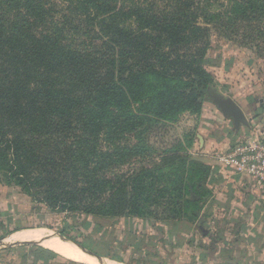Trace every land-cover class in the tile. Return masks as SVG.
<instances>
[{
	"label": "trees",
	"instance_id": "1",
	"mask_svg": "<svg viewBox=\"0 0 264 264\" xmlns=\"http://www.w3.org/2000/svg\"><path fill=\"white\" fill-rule=\"evenodd\" d=\"M53 1L65 4L59 20ZM220 2L228 8L214 12ZM263 20L264 0H0V180L50 210L203 229L210 167L169 155L114 174L142 146L118 142L200 113L213 83L210 26L232 38ZM27 245L23 264H78Z\"/></svg>",
	"mask_w": 264,
	"mask_h": 264
},
{
	"label": "rangeland",
	"instance_id": "2",
	"mask_svg": "<svg viewBox=\"0 0 264 264\" xmlns=\"http://www.w3.org/2000/svg\"><path fill=\"white\" fill-rule=\"evenodd\" d=\"M51 6L52 15L59 20L65 4L53 1ZM228 6L227 2H220L211 9L214 12L225 11ZM210 28L211 48L204 62L213 79L209 89L216 90L224 98L233 99L243 110L248 124L242 125L237 130L239 133L235 131L233 120L224 118L210 101H206V93L200 113H185L175 121L155 125L147 135H124L118 142L123 148L142 146L136 148L137 156L129 162L123 161L113 170L114 174L153 170L169 155H188L191 160L208 165L210 177L214 168L207 159L213 156L212 148H202L198 136L232 140L233 136L244 135L263 121L264 36L261 37L259 30L264 28V20L262 23L239 25L238 34L232 38L226 36H230L229 32L219 27ZM81 30L84 32L85 28L81 27ZM211 198H207L206 210L201 213L203 229L200 230L198 225L186 221L163 223L136 217L101 219L50 210L36 197L0 180V238L6 239L11 231L18 229L22 233L14 234L13 241L27 235L60 238L56 235L63 234L62 237L70 242L93 250L99 258L122 264H264V252L256 251L255 242L248 238L249 230L234 237L232 226V229L229 226L228 229H220L219 222L213 223L214 214L221 210L208 204ZM152 211L159 217H165L160 207H153ZM212 240H217L216 243L213 241V246ZM70 242L64 243L75 251L85 252ZM11 243L4 240L0 246V264H23L35 250L30 245L13 247Z\"/></svg>",
	"mask_w": 264,
	"mask_h": 264
},
{
	"label": "crops",
	"instance_id": "3",
	"mask_svg": "<svg viewBox=\"0 0 264 264\" xmlns=\"http://www.w3.org/2000/svg\"><path fill=\"white\" fill-rule=\"evenodd\" d=\"M236 138V136H233L232 140H230L229 138L215 139L213 136H198L199 144L202 148H212L211 154L218 149L226 148V146L231 144ZM207 160L210 161V165L213 164L212 166L214 168L213 172L211 173V176L209 177V180L207 181V186L213 191L212 198L210 202H208V204L218 206V208L221 210V212L214 214L217 218H214L213 223L219 222L218 224H220V229H228L227 226H232V228L235 229L234 237H236V235H239L240 232L244 233L249 230L247 235L248 238L253 239H251L252 242H255L254 248L256 249V251L259 250L258 252H264V187H258L255 184L248 182L245 178L242 177L228 178L223 175L215 166V160L211 155L208 157ZM222 224L223 227L221 226ZM250 226L252 228H249ZM243 227L245 228L244 231L241 230ZM17 233L22 232L18 231L9 234L8 237L5 239V242L35 243L45 249L56 253L55 250L50 249L43 243L46 240L55 239L58 237L36 236L33 238L32 236L27 235L24 237L16 238V240L13 241L12 237H14V234ZM29 240H31L32 242H29ZM18 245H15V247ZM58 255L61 256L60 254ZM65 259L84 264L77 260L68 258ZM97 259H99L104 264L106 262H114L112 260L107 259Z\"/></svg>",
	"mask_w": 264,
	"mask_h": 264
},
{
	"label": "built area",
	"instance_id": "4",
	"mask_svg": "<svg viewBox=\"0 0 264 264\" xmlns=\"http://www.w3.org/2000/svg\"><path fill=\"white\" fill-rule=\"evenodd\" d=\"M212 157L226 177H242L264 187V118L226 148L214 151Z\"/></svg>",
	"mask_w": 264,
	"mask_h": 264
},
{
	"label": "water",
	"instance_id": "5",
	"mask_svg": "<svg viewBox=\"0 0 264 264\" xmlns=\"http://www.w3.org/2000/svg\"><path fill=\"white\" fill-rule=\"evenodd\" d=\"M206 101H210L221 113L224 118L232 119L234 122V129L237 131L242 125H247L246 116L240 106L231 98H224L222 95L218 94L216 90L209 89L205 98ZM206 233V232H205ZM204 233V234H205ZM62 240L69 241L60 235ZM5 238H0V246L3 245ZM44 241V240H43ZM42 241V242H43ZM18 244H28V243H11L10 246H15ZM30 244V243H29ZM75 244V243H73ZM77 245L80 249L88 253L94 258H99L93 252L87 250L86 248Z\"/></svg>",
	"mask_w": 264,
	"mask_h": 264
},
{
	"label": "bare ground",
	"instance_id": "6",
	"mask_svg": "<svg viewBox=\"0 0 264 264\" xmlns=\"http://www.w3.org/2000/svg\"><path fill=\"white\" fill-rule=\"evenodd\" d=\"M63 241L66 244H68V241L61 240L58 238L46 240V241H44L43 244H45L50 249L55 250L56 253L60 254L61 256L65 257V258H68V259L77 260V261L82 262L84 264H104L99 259L94 258L85 252L82 253L81 251L73 250L72 248H70V246L66 245ZM75 246H77V245H75ZM105 264H119V263L118 262H106Z\"/></svg>",
	"mask_w": 264,
	"mask_h": 264
}]
</instances>
